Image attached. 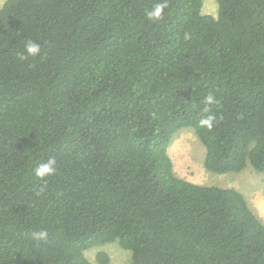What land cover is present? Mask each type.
Here are the masks:
<instances>
[{"label":"trees","instance_id":"obj_1","mask_svg":"<svg viewBox=\"0 0 264 264\" xmlns=\"http://www.w3.org/2000/svg\"><path fill=\"white\" fill-rule=\"evenodd\" d=\"M160 2L0 6V264H91L113 241L129 264H264L243 194L176 176L167 152L191 127L207 170L264 173V0H216V17L166 0L148 19ZM29 40L41 51L21 59Z\"/></svg>","mask_w":264,"mask_h":264},{"label":"rangeland","instance_id":"obj_2","mask_svg":"<svg viewBox=\"0 0 264 264\" xmlns=\"http://www.w3.org/2000/svg\"><path fill=\"white\" fill-rule=\"evenodd\" d=\"M5 0H0V6ZM202 13L217 16L216 0H203ZM176 176L200 185H216L237 189L245 197L250 209L264 223V173L248 165L239 172L216 173L204 166L205 147L191 127L176 131L167 146ZM105 253L107 262L98 260ZM91 264H129L130 251L117 241L94 246L85 251Z\"/></svg>","mask_w":264,"mask_h":264},{"label":"clouds","instance_id":"obj_3","mask_svg":"<svg viewBox=\"0 0 264 264\" xmlns=\"http://www.w3.org/2000/svg\"><path fill=\"white\" fill-rule=\"evenodd\" d=\"M167 7L166 0L157 3L151 10L147 11L146 16L150 20L159 19L163 13L164 8ZM25 56H22L21 59H26L27 56H37L41 51L39 44L29 40L24 45ZM215 102V98L212 95L205 97L206 104H212ZM205 111H208L205 109ZM215 117L213 115H208L206 118L200 120V126L205 127L209 130L212 129L214 125ZM34 175L37 179L43 180L46 177H50L56 172V159L55 157H49L46 161L40 163L35 167ZM48 237L47 231L33 232L32 238L35 240H46Z\"/></svg>","mask_w":264,"mask_h":264}]
</instances>
